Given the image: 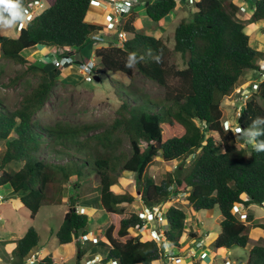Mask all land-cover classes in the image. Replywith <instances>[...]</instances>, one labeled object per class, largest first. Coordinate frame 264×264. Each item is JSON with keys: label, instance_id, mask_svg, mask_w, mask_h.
I'll return each instance as SVG.
<instances>
[{"label": "trees", "instance_id": "obj_1", "mask_svg": "<svg viewBox=\"0 0 264 264\" xmlns=\"http://www.w3.org/2000/svg\"><path fill=\"white\" fill-rule=\"evenodd\" d=\"M242 1L188 2L195 12L191 20L183 19L176 27L173 47L164 39L139 30L135 12L114 30L126 31L124 45H114L117 34L113 36V30L86 20L93 0H54L21 28L18 37L0 33L2 58L23 65L25 73L34 69L43 72L15 109L0 97V141L5 144L0 150V187L9 186L34 219L48 199L57 204L63 202V190L56 188L52 192V187L73 178L83 184L95 183L94 196L77 192L76 197H68L69 208L56 232L61 244L77 242L74 264H83L96 255L103 262L117 264H162L166 259L161 241L151 236L143 239V233L131 232L132 228H143L147 221L139 211L125 215V204H133L136 194L113 190L122 171L136 173L145 207L156 210L173 195L185 193L196 211L219 208L222 221L213 242L215 248L248 245V223L260 225L251 222L253 215L247 214L243 219L234 208L245 209L264 202V151L255 150L264 142V104L258 99L264 100V81L241 108L238 129L234 125L225 127L222 110L223 99L241 87L247 72L262 70L256 57L263 59L264 54L252 45L241 14ZM12 2L24 11L28 0ZM140 3H144L149 18L159 23L173 13L179 0ZM3 7L0 5V10ZM251 9L249 21L264 24V0H253ZM18 13L16 9L3 16L10 15L18 23ZM3 21L0 18V26ZM95 31L110 33L109 44L95 49L97 74L120 72L133 78L138 71L164 88L163 98L155 100L139 89L120 85L122 102L118 116L108 127L63 120L42 124L35 117L46 105L57 76L51 69L27 59L23 51L41 45L65 48V54L78 53L93 43L90 36ZM176 54L186 59L185 67L173 61ZM209 133H217L219 142ZM125 136L131 141V151L121 149ZM251 138L253 143L249 142ZM72 151L82 154L81 158L72 155ZM160 155L168 162L191 157L192 169L185 173V167L178 166L174 173L158 181L148 168ZM79 204L104 209L112 215L101 237L89 238L98 226L87 212L79 210ZM186 218V211L176 205H170L165 212L164 223L169 228L162 236L179 251L184 245ZM38 246L39 233L30 227L16 240L11 254L0 252L6 264H27ZM38 264L60 263L49 254ZM246 264H264L263 245L252 247Z\"/></svg>", "mask_w": 264, "mask_h": 264}, {"label": "rangeland", "instance_id": "obj_2", "mask_svg": "<svg viewBox=\"0 0 264 264\" xmlns=\"http://www.w3.org/2000/svg\"><path fill=\"white\" fill-rule=\"evenodd\" d=\"M140 1L143 2V0ZM248 2L251 5L253 4V0H249ZM47 5L48 4H46V6ZM106 10L107 9H102L101 11L103 12V16H101L103 17V25L106 24L108 19H116L114 13L111 11L112 9L108 12ZM194 12V6L189 5L187 0H179L178 6L173 13L165 20L157 23L152 21L147 15L144 3H140L139 7H137V13L134 14V16L139 18L135 19V24L139 30L160 37L164 39L169 46L173 47L176 27L183 19L191 20ZM91 15L92 13L88 16L87 21L95 22ZM249 15L248 12L242 14L246 23V30L252 38L253 47L264 54V33L262 32L264 24L263 22L258 23L252 22L251 20L249 21ZM128 19L127 17L124 21ZM20 29L19 22L13 24L11 27H6L3 21L0 26V33L17 37ZM115 34L117 33L114 32L113 36ZM99 45L102 46L105 44ZM43 47L51 49V47L45 46L38 48L42 49ZM96 47L97 45L91 43L89 46L81 49V52L79 51L78 54L81 53L85 60L94 57L98 62L95 55ZM56 50H58L55 53L57 55H59L60 52L66 51L65 48H57ZM33 53L34 50L30 48L24 50L22 54L27 59L33 62L36 61L42 68L46 70L51 69L57 76V84L53 88L46 105L35 117L40 120L42 124H53L56 121L63 120L74 124L99 123L108 127L118 116L117 110L122 102L121 96L118 94L121 86L139 89L143 92V95H147L155 100L162 99L164 96V88L162 86L144 77L138 71H136L135 77L133 78L120 72L104 71L101 74H94L93 81L87 82L84 73L79 70L77 64H69L54 70L55 65L51 58L52 55L50 58H48V56L37 57ZM263 60L264 58L261 59L260 56L256 57V61L263 62ZM173 61L181 68L186 65V59L183 58L181 54L174 55ZM2 69L3 72H0V97L5 101L8 107L15 109L20 104L23 94L27 93L31 89V86L37 84L43 72L40 69H34L25 73L23 65L17 64L12 60H5L0 55V71ZM21 74H23V76H21ZM96 76H99V79L95 78ZM17 77L21 79L14 83L12 80ZM263 81V69L259 71L249 70L243 79L241 87L233 95L223 99L222 110L225 127L234 125L236 129L239 128L237 118L240 115L241 108L245 105L248 98L258 92L259 85ZM114 83H116L117 87ZM258 99L264 104L263 99ZM208 135H213L217 142H219L220 138L217 133H209ZM249 142L253 143L254 141L249 139ZM4 145V142L0 141V150ZM121 149L127 151H131L132 149L131 141L126 136L124 137V143ZM75 154L76 152L72 151V155L75 157L81 158L80 156H82V154ZM178 166L179 168L185 167L183 170L185 173H188L192 169V158L188 157L185 161L178 160L168 162L164 161L162 155H160L156 158V161L150 165L148 173L159 181L168 173H174ZM94 184V182H91V184L79 183L77 179L73 178L69 182L58 184V187H52V192L56 188H58V190H63V202L57 204L48 199L34 219H31L30 210L21 203L19 197L11 193V188L9 186L4 187L3 190H1L2 187H0V194L1 196L3 195L2 203L0 204V241H5L6 239H8V242L16 240L22 237L30 227H35L39 233V250H35L34 252L40 251L39 253L41 254L39 255V259L53 254L55 255L54 260L60 264H74L77 242L74 244L73 248L70 244L69 246H66L68 244H61L56 237V232L62 224L65 213L69 208L70 201L68 197L70 195L76 197L77 192L86 193L89 195L88 197H92L97 193V191L92 190ZM113 190L116 193L131 192L136 194V200L133 204H125L127 213L125 215L133 211H140L144 207L138 190L136 173L122 171L118 183L113 186ZM170 205L182 207L187 214L186 229L183 237L184 245L175 264H204V261H206V264H224V261L227 259L237 261L240 264H246L252 247L256 245L264 246V207L262 205L254 204L250 206L249 213L256 218L254 223H258L260 226L256 227L248 223L250 224L248 228L249 242L245 248L233 247L231 249H217L213 245V242L214 238L221 230L222 215L219 208L215 207L196 211L187 201L185 193L173 195L171 200L160 208H157L158 210H156V213L152 211L153 216L147 219L143 228H132L131 232L134 235H138L140 232L151 235L153 230H157V232L162 234L161 232L165 230L166 227L163 223L165 219L162 220L161 218H165V212ZM78 208L82 212H87L92 221L98 226L97 232L94 235L89 233V238L101 237L105 228L112 221V215L105 212L104 209H93L91 206L87 205L79 204ZM197 239L202 240L204 247L209 250V257L203 262L195 261V257H190L188 255L189 253L191 254L192 247ZM80 240L82 241L83 239L81 238ZM9 247H13L11 243H8V246L7 243H1L0 250L1 252L9 253ZM164 261L166 260L164 259L162 264L166 263ZM0 264H4L1 258Z\"/></svg>", "mask_w": 264, "mask_h": 264}, {"label": "built area", "instance_id": "obj_3", "mask_svg": "<svg viewBox=\"0 0 264 264\" xmlns=\"http://www.w3.org/2000/svg\"><path fill=\"white\" fill-rule=\"evenodd\" d=\"M107 4H105V7H110V10L114 13L116 19H108L106 24L104 26H106L108 29L110 30H117V26L122 24L124 19L122 16H124L125 14H130L131 10H132V6L134 3V0H107ZM196 0H188L189 3H194ZM46 8V3L45 0H32L30 2H28V4L25 6L24 12L26 13L25 19L23 20V22H21L22 26H26V24L33 20L37 15H39L41 12H43ZM243 11H246L245 8H242ZM109 32H100V31H95L91 36V40L93 42L94 45H99V44H103V43H109ZM127 39V33L125 30L120 29L117 33V36H115V41L113 42L114 45L117 46H123L124 42ZM77 59H79L81 62L77 63V66L79 67V70L81 72L84 73L85 75V80L87 82H92L94 79V74H96V62H95V58H91L89 60H83L81 59V57H79V55L76 53L73 54H62L60 56L55 55L52 58V61L55 65V67H65L69 64H76ZM262 68L264 69V62L262 63ZM1 174V173H0ZM2 198L3 195L1 196L0 194V203L2 202ZM263 206H264V202H263ZM158 210V209H156ZM153 208H148V207H144L140 210V215L142 216V218H144L145 220H147L150 216H153V212L152 211H156ZM234 212L237 213H241V208L238 206H235L234 208ZM156 213V212H155ZM162 220L164 219L163 217L161 218ZM165 224V230H167L169 228V224L166 222ZM141 229V228H138ZM90 233H92V235L95 234V231H91ZM141 233V232H140ZM163 233V231L161 232ZM149 236L159 240L162 242L164 249L166 250L165 253V257H166V262L165 264H175V261L178 260V251L175 250L174 248H172L169 244V242L167 241L165 236H162V234H160L159 232H157V230H153L152 234L150 235H146L143 234V239H147ZM197 247H202L203 243L202 242H198L196 244ZM192 256H195L196 259L199 262L204 261V259L208 256V252L207 251H202V253L199 254H191ZM39 260V254L38 253H33L28 259H27V263L28 264H37ZM83 264H117L116 261H110V262H103L101 256L96 255L95 257H93L92 259H85L83 261ZM224 264H239L238 262H235L231 259H227L224 261Z\"/></svg>", "mask_w": 264, "mask_h": 264}, {"label": "crops", "instance_id": "obj_4", "mask_svg": "<svg viewBox=\"0 0 264 264\" xmlns=\"http://www.w3.org/2000/svg\"><path fill=\"white\" fill-rule=\"evenodd\" d=\"M46 1H48V5L50 6L53 2H54V0H46ZM107 0H94V2L92 3V5H91V7H90V9H89V12H88V15H87V19H88V16L92 13V17H93V19L95 20V22H90V23H93V24H97V25H103L102 24V20H103V17H101V16H103V12H101L102 11V9H107L106 11L108 12L109 10H110V7H105V4H107ZM134 2L136 3V6H134V12L135 13H137V7H139V4H140V0H134ZM241 8H245L246 9V12H248V14H252V12H253V10L251 9V5L249 4V2H248V0H243L242 1V6H241ZM246 12H241L242 14H244V13H246ZM101 14V15H100ZM86 19V20H87ZM136 19H139V18H137V16H136ZM19 34H20V32H19ZM19 36V35H18ZM17 36V37H18ZM38 47H41V46H35V47H32L31 49H33L34 50V55H36L37 57H42V56H48V55H54L58 50H56V48H53V47H51V49H48V48H42V49H39ZM46 47V46H45ZM36 53V54H35ZM4 187H6V186H3L2 187V189L1 190H3V188ZM6 193V192H5ZM12 193V192H11ZM17 196V195H16ZM253 206V205H252ZM250 209V207H248V208H245V209H243L242 210V218L243 219H245V216L247 215V214H251V213H249V210ZM252 215V214H251ZM254 217V216H253ZM256 220V218L254 217V219H253V221H251V222H254ZM217 237V236H216ZM215 237V238H216ZM215 238H214V240H215ZM19 239V238H18ZM18 239H16V240H18ZM8 239H6L4 242L5 243H7V246H8V243H11V246H13L12 248H10L9 247V249H8V251H9V254H11L10 252L14 249V247L16 246V240H12V241H10V242H8L7 241ZM199 241H202V240H200V239H197V241H195V243H194V246L192 247V253H202V251H204V250H206V251H208L209 252V250L206 248V247H204L203 249H201V247L200 248H198L196 251H195V249H196V244L199 242ZM203 242V241H202ZM71 246H72V248H73V246H74V244H75V242H72V243H69ZM69 244L68 245H66V246H69ZM0 245H1V241H0ZM40 252V251H39ZM72 253V252H71ZM41 254V253H40ZM190 255V254H189ZM52 256H53V259H55V255H53L52 254ZM208 257H209V255H208ZM207 257V258H208ZM0 258L4 261V258H3V255L1 254V252H0ZM195 261H196V258H195ZM6 261H4V264H6L5 263ZM204 264H206V261H204L203 262ZM210 263H212V262H210Z\"/></svg>", "mask_w": 264, "mask_h": 264}, {"label": "clouds", "instance_id": "obj_5", "mask_svg": "<svg viewBox=\"0 0 264 264\" xmlns=\"http://www.w3.org/2000/svg\"><path fill=\"white\" fill-rule=\"evenodd\" d=\"M30 1H32V0H30ZM29 0H28V2H30ZM28 2H27V4H28ZM93 2H94V0H93ZM92 2V3H93ZM45 3L46 4H48V1H46L45 0ZM187 3H188V0H187ZM0 5H3L4 7H3V9L2 10H0V18H2L3 20H4V25L6 26V27H11L13 24H15L16 22H17V20H14L10 15H8L7 17H5V16H3V13H11V12H13V11H15L16 9H19V13H18V16H19V24H20V27L22 28V27H24V26H22L21 24V22H23V20L25 19V16H26V13L21 9V7H20V5L19 4H17V3H13L12 2V0H0ZM15 6V7H14ZM134 6H136V3L134 2L133 3V6H132V10H131V12H130V14H125L124 16H122L123 17V19H125V18H130L132 15H133V12H134ZM49 7V5H47L46 6V8H48ZM45 8V9H46ZM241 12H246V11H243L242 10V8H241ZM42 13V12H41ZM40 13V14H41ZM104 26V25H103ZM21 30V29H20ZM103 44H105V45H107V44H109V43H103ZM97 47H100V45H98ZM96 47V48H97ZM62 54H65V52H63V53H59V55L58 56H60V55H62ZM76 54V53H75ZM78 54V53H77ZM55 55H57V54H55ZM55 55H52V57L50 56V55H48V58H53ZM79 55V57H81V55L82 54H78ZM94 58V57H93ZM81 59H83L82 57H81ZM84 60V59H83ZM89 60V59H88ZM77 61H80L79 59H77ZM86 61V60H85ZM81 62V61H80ZM95 62H96V65H97V61H96V59H95ZM263 62H264V60H263ZM263 62H260V64H261V69H263L262 68V63ZM76 64H77V62H76ZM130 66V65H129ZM79 68V67H78ZM95 69H96V67H95ZM264 70V69H263ZM96 74H97V71H96ZM96 78V77H95ZM252 139V138H251ZM253 140V139H252ZM254 141V140H253ZM251 143V142H250ZM255 150L257 151V152H259V151H264V142H262V143H260L258 146H256V148H255ZM2 203V202H1ZM0 203V204H1ZM144 206V205H143ZM262 206H263V204H262ZM145 207V206H144ZM143 207V208H144ZM264 207V206H263ZM149 208V207H148ZM242 210L243 209H241V212H242ZM156 212V211H155ZM139 213H140V211H139ZM241 216H242V214L241 213H239ZM145 220V219H144ZM147 221V220H146ZM164 223V222H163ZM164 231V230H163ZM200 242H202V241H200ZM203 243V242H202ZM198 248H200V247H196V249H195V251L198 249ZM204 248V243H203V246L201 247V249H203ZM175 250H177V249H175ZM178 251V257H179V254H180V252L181 251H179V250H177ZM204 251H206V250H204ZM208 252V251H207ZM36 253H38L39 255H40V253L39 252H36ZM190 254V253H189ZM188 254V255H189ZM191 254H193L192 252H191ZM189 255L190 257H195V256H192V255ZM196 254V253H195ZM198 254V253H197ZM208 255H209V252H208ZM208 257V256H207ZM206 257V258H207ZM196 258V257H195ZM205 258V259H206ZM42 258H40L39 260H41ZM204 259V260H205ZM38 260V261H39ZM197 260V259H196ZM198 261V260H197ZM203 262V261H202ZM235 262H237V261H235ZM239 263V262H238ZM37 264H38V262H37ZM240 264V263H239Z\"/></svg>", "mask_w": 264, "mask_h": 264}, {"label": "water", "instance_id": "obj_6", "mask_svg": "<svg viewBox=\"0 0 264 264\" xmlns=\"http://www.w3.org/2000/svg\"><path fill=\"white\" fill-rule=\"evenodd\" d=\"M77 63H80V61H77ZM97 79H99V76H96Z\"/></svg>", "mask_w": 264, "mask_h": 264}]
</instances>
